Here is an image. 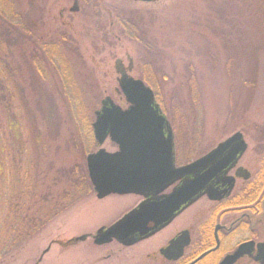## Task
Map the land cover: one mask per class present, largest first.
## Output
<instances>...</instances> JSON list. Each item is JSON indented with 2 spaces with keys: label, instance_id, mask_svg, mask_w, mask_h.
I'll return each mask as SVG.
<instances>
[{
  "label": "rangeland",
  "instance_id": "rangeland-1",
  "mask_svg": "<svg viewBox=\"0 0 264 264\" xmlns=\"http://www.w3.org/2000/svg\"><path fill=\"white\" fill-rule=\"evenodd\" d=\"M244 3L0 0V264H165L159 249L167 241L199 232L214 208L207 199L143 243L95 245L97 231L139 198H97L87 169L100 149L92 124L106 97L126 107L116 62L133 63L130 76L152 84L186 138L179 165L245 130L244 160L256 169L264 157L253 149L264 146V39L257 21L243 22L254 17ZM131 30L146 33L151 53ZM64 43L75 52L64 54ZM258 43L259 88L246 110L240 76ZM102 148L117 150L109 140Z\"/></svg>",
  "mask_w": 264,
  "mask_h": 264
},
{
  "label": "water",
  "instance_id": "water-1",
  "mask_svg": "<svg viewBox=\"0 0 264 264\" xmlns=\"http://www.w3.org/2000/svg\"><path fill=\"white\" fill-rule=\"evenodd\" d=\"M135 1L152 3L156 0ZM78 9V2L75 1L72 11ZM116 68L120 75L118 90L124 95L127 107L116 104L111 97L102 101L92 124L100 149L87 156V169L99 199L111 195L146 197L137 208L110 227L101 228L94 237L96 245L117 241L124 246H132L166 228L205 192L212 199H220L211 195L213 187L210 186L218 181L220 175H226V170L244 153L247 144L243 134L237 132L207 156L177 166L173 128L157 103L154 91L142 80L128 74V70L133 69V63L127 70L118 60ZM108 140L117 146L116 151L108 152L102 148ZM192 174L193 179H186ZM179 181L181 184L166 194ZM227 184L231 189L232 185ZM189 243V233L184 231L161 253L169 260H179ZM253 246L254 243L242 245L221 264H235L241 257L250 254ZM262 246L259 245L262 254L255 259L264 264Z\"/></svg>",
  "mask_w": 264,
  "mask_h": 264
},
{
  "label": "flooded vegetation",
  "instance_id": "flooded-vegetation-1",
  "mask_svg": "<svg viewBox=\"0 0 264 264\" xmlns=\"http://www.w3.org/2000/svg\"><path fill=\"white\" fill-rule=\"evenodd\" d=\"M173 132L176 144V133L175 131ZM237 132H241L243 134L247 148L244 153L238 157L235 164L226 170V175H220L218 177V183L214 181L210 186V188L213 187L211 195L221 198L212 199L210 198V194L205 192L204 195L187 208H191L202 199H207L214 205V208L206 221L201 224L199 232L194 233V231L190 229L180 231L167 241L164 247L159 249V255L162 257L165 264H192L196 261L197 262L195 264H221L228 256L234 255L242 245L250 243H254L250 254L244 255L235 264H262L257 262L255 258L262 254L259 245L263 244L262 247H264V157H259L260 161L257 164L256 169L251 168L245 162L246 160H244L247 152L249 151V142L247 140L246 131L239 130ZM237 132L233 133L231 136ZM195 145V141L193 145L192 142H190L188 149L191 153L195 152ZM217 146L209 150H205L201 156L195 158L194 160L189 159L188 162L183 165L190 164L207 156L214 149H216ZM259 148H262L261 152L264 151V146L257 147L254 145L253 147L254 150L257 149V152H260ZM176 157V162L177 159L181 161V156L178 153H176ZM254 164L256 165V163ZM177 166L181 165L177 163ZM193 177L194 174L189 175L186 179H193ZM228 182L229 185H232L231 189L227 184ZM180 184L181 181L174 184L166 191V194L172 192V190ZM137 197L139 198V201L133 209L137 208L146 200V197ZM258 222L263 225H257ZM164 229L137 244L143 243L144 241L155 237ZM184 231L189 233L190 243L184 248L183 256L176 261L165 258L161 251L167 248L170 242L179 237V235ZM113 243L119 244L117 242H112L104 245H111ZM119 245L125 248L134 246ZM152 254L154 258H156L157 253L153 252Z\"/></svg>",
  "mask_w": 264,
  "mask_h": 264
},
{
  "label": "trees",
  "instance_id": "trees-1",
  "mask_svg": "<svg viewBox=\"0 0 264 264\" xmlns=\"http://www.w3.org/2000/svg\"><path fill=\"white\" fill-rule=\"evenodd\" d=\"M243 1V4L244 3V0ZM248 6L250 9H252V13H253V20L251 19H247V18H243V22L245 23V25H251L252 22H255L257 21V23H259L257 26H258V30L256 33H258L259 35L263 36V39H264V0H248ZM16 17V16H15ZM8 19V18H7ZM13 20V14L9 15V20ZM11 23V22H10ZM9 23V24H10ZM16 23H19L17 24L16 26H22V24H20V21L19 22H16ZM126 27V24H124ZM12 29V27H11ZM126 31V33L128 32L127 31V28L124 29ZM133 30V29H132ZM130 32V34L132 35L133 39L139 41L141 44H143V46L147 49L148 52L151 53V50H150V47L146 44V33L141 31L142 33H139L137 31L134 32ZM124 31V32H125ZM252 34L253 32L250 31V29H248V34ZM16 43L18 42L15 41ZM261 46L263 45V40L261 39ZM65 44V43H64ZM260 46V43H258L256 46H252V50L249 51V62H248V66L245 67L246 69V72H243L244 74H242L240 76V79H244V81L242 82L243 86L245 87V90H246V104L243 108H245L247 110V107L248 105L252 104L253 103V100H254V96H255V92L258 90L259 88V81H260V51H259V48L261 47ZM64 47L67 49L64 48V54H67V51L69 52L71 50V53L72 52H75V48L73 47V45L71 46V49L68 50V45H64ZM67 61V60H66ZM146 84L148 86H150L151 88H153L152 84L150 83H147ZM154 89V88H153ZM155 93H156V90H154ZM159 95L156 93V97L157 99L159 98L158 97ZM160 102V104L162 105L160 99L158 100ZM162 108L163 110L167 113V109L162 105ZM233 110V108H232ZM232 110H231V115L233 114L232 113ZM241 117H245L244 114H242ZM172 124H173V128H174V131L176 133V144H177V153L181 156L180 152L182 151V148L184 147V144H185V136L184 134H180L178 133V129L176 127V123L174 121H172ZM257 130H259L260 128L258 126H256ZM264 133V132H263ZM184 143V144H183Z\"/></svg>",
  "mask_w": 264,
  "mask_h": 264
}]
</instances>
